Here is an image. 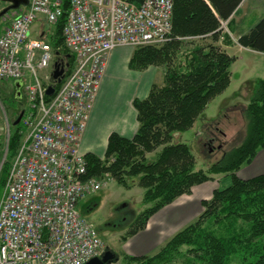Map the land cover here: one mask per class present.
Here are the masks:
<instances>
[{
  "label": "trees",
  "instance_id": "trees-1",
  "mask_svg": "<svg viewBox=\"0 0 264 264\" xmlns=\"http://www.w3.org/2000/svg\"><path fill=\"white\" fill-rule=\"evenodd\" d=\"M62 14L54 24L48 41L59 62L67 64L65 75L73 67L74 55L63 44L62 27L70 0H61ZM140 3L142 0H133ZM242 0H174L171 37L161 46H143L134 50L129 67L142 70L149 65H164V82L153 84L144 99H133L138 127L131 138L116 132L108 136L104 157L87 152V176L107 172L117 184L130 188L136 178L143 188L144 209L138 213L127 236L145 228L151 215L188 194L191 187L223 174L229 183L218 186L209 200H202L203 211L191 224L175 233L156 253L132 256L124 254L126 264H170L181 258L184 264H230L238 252L240 264H264V173L240 178L236 172L264 148V78H257L254 94L245 106L247 129L243 140L206 170L195 169L193 155L185 143H172L174 132H185L199 118L209 101L230 82V65L234 56L217 44V28L228 20ZM212 42L195 44L179 51L177 37ZM237 43L264 53V15ZM60 83L55 84V89ZM46 98H49L48 96ZM19 113L14 117V120ZM12 120V122L14 121ZM7 142L6 159L0 169V197L10 161L23 139L21 123L12 125ZM22 138V139H21ZM153 159L147 153L155 151ZM205 223V226L202 225ZM249 254L252 258H246Z\"/></svg>",
  "mask_w": 264,
  "mask_h": 264
},
{
  "label": "built area",
  "instance_id": "built-area-1",
  "mask_svg": "<svg viewBox=\"0 0 264 264\" xmlns=\"http://www.w3.org/2000/svg\"><path fill=\"white\" fill-rule=\"evenodd\" d=\"M173 4L70 0L62 37L74 65L51 96L48 76L39 74L51 48L29 34L39 16L55 24L62 1L28 0L0 31V80H18L25 92L23 139L0 197V264H84L102 255V241L77 205L106 179L87 176L81 136L110 51L168 41Z\"/></svg>",
  "mask_w": 264,
  "mask_h": 264
},
{
  "label": "rangeland",
  "instance_id": "rangeland-1",
  "mask_svg": "<svg viewBox=\"0 0 264 264\" xmlns=\"http://www.w3.org/2000/svg\"><path fill=\"white\" fill-rule=\"evenodd\" d=\"M4 5L0 1V9ZM8 15H11V13ZM263 15L264 0H246L240 5L233 17L226 21L222 20L218 24V40L227 46L229 51L236 53L239 57L233 67L237 68L240 72V78L236 79L229 88L227 86L228 90L225 91V88L224 92H221L222 94L220 93V95L215 96L209 101L189 130L173 133L171 142L187 144L194 158L195 169L206 170L211 164L223 158L224 154L231 148L240 144L245 136L247 117L244 110L254 94L256 87L255 80L257 78H264V53L257 54L250 50H241L237 44V37L244 30H248ZM205 36L202 39L177 37V39H181L178 42L179 51L182 52L198 43L207 44L212 42L210 35ZM169 37H171V33ZM161 45L156 44L153 46L159 47ZM134 50L133 48V52ZM253 57H257L259 60L252 61ZM49 65L47 69L39 72L42 79H47V76H50L52 62ZM160 67L161 73H165L166 67L164 65H160ZM232 71L233 74L235 72L238 73V71ZM20 90L22 99H24L25 92L22 87ZM14 92L10 82L5 80L0 81V163L5 152L7 136L10 134V122L20 112L22 106V102L16 99ZM212 139L213 142L209 143ZM159 150L160 147L153 152L147 153L145 157L151 160ZM260 171H262V166L258 160L253 158L250 162L242 164L238 173L241 176H252ZM93 177L100 178L101 180L106 179V184L80 200L77 209L93 225L98 238L102 241L103 250H111L118 256V260L113 264H126V260L123 257L124 252L122 251L125 240L122 237L128 235L127 233L131 230L130 226L136 215L145 207L143 188L138 186L136 178H130L129 182L132 180V187L125 188L117 184L114 178L107 172L103 176ZM212 177V180L217 183V187L227 185L230 180L228 177H224L223 174L212 175ZM198 216L189 224L193 223ZM202 225L205 226V223H202ZM261 241L263 244L264 237ZM160 248L152 249L147 254L152 255ZM240 255L243 256V253L236 252L232 254L230 264H240ZM246 258L252 257L247 254ZM170 264L184 263L181 258H177Z\"/></svg>",
  "mask_w": 264,
  "mask_h": 264
},
{
  "label": "crops",
  "instance_id": "crops-1",
  "mask_svg": "<svg viewBox=\"0 0 264 264\" xmlns=\"http://www.w3.org/2000/svg\"><path fill=\"white\" fill-rule=\"evenodd\" d=\"M245 1L242 0L240 5ZM26 6L27 4L23 5L20 10H25ZM3 25L1 19L0 31ZM52 28L53 26L47 25L42 17H38L32 24L30 37L47 42L53 33ZM246 31L247 29L244 30V32ZM217 44L228 55L235 57L230 65V83L227 87L229 88L236 79L240 78V72L233 67L239 57L236 53L229 51L220 40L217 41ZM238 47L241 50H250L239 44ZM132 54L133 47L120 46L111 50L107 56L87 124L81 136L80 149L84 153L90 152L102 159L111 132L131 138L138 127L137 111L133 106V99L146 98L153 84L160 86L164 82V73H161V67L158 65H150L142 70L129 68L128 62ZM258 60L257 57H253L252 61ZM232 70L238 71V73L233 74ZM227 88L225 91L228 90ZM254 158L262 166V171L257 174L264 173V148L259 149ZM239 171L240 169L236 175L240 178L257 175L241 176ZM216 184L212 179L195 184L188 194L178 196L173 202L151 215L144 229L127 237L123 242L122 251L124 254L143 256L148 255L147 253L152 249L162 247L171 235L187 226L203 211L201 201L211 198L213 190L217 188Z\"/></svg>",
  "mask_w": 264,
  "mask_h": 264
},
{
  "label": "water",
  "instance_id": "water-1",
  "mask_svg": "<svg viewBox=\"0 0 264 264\" xmlns=\"http://www.w3.org/2000/svg\"><path fill=\"white\" fill-rule=\"evenodd\" d=\"M4 2H8L9 4L7 6H5L3 9L0 10V17L3 16L4 14H6L9 10H13V9H17L19 6L21 5H26L28 3V0H1ZM65 66L62 63H59L58 61H55L53 63V71L51 74V77L54 81L56 82H60L63 75H64V69ZM15 89L19 90L20 88V82H15L14 83ZM54 92V86L53 85H48L46 88L45 93L48 96H51ZM20 93L19 91H17L16 97H19ZM23 111H21L19 113V115L16 117V119L12 122V125H16L20 122L21 116H22ZM7 150V148H6ZM4 152L2 161L0 163V168H1V164L6 156V151ZM117 257L115 255L114 252H112L111 250H105L104 253L100 256V257H93L91 259H89L87 262H85L84 264H109L113 261H116Z\"/></svg>",
  "mask_w": 264,
  "mask_h": 264
},
{
  "label": "bare ground",
  "instance_id": "bare-ground-1",
  "mask_svg": "<svg viewBox=\"0 0 264 264\" xmlns=\"http://www.w3.org/2000/svg\"><path fill=\"white\" fill-rule=\"evenodd\" d=\"M62 6H63V3H62ZM24 9V8H23ZM66 15V14H65ZM58 21V20H57ZM0 22H1V20H0ZM3 22V21H2ZM62 33V32H61ZM32 38V37H31ZM56 59V58H55ZM59 61V60H58ZM61 62V61H60ZM74 65V64H73ZM22 139V138H21ZM85 198V197H84Z\"/></svg>",
  "mask_w": 264,
  "mask_h": 264
},
{
  "label": "flooded vegetation",
  "instance_id": "flooded-vegetation-1",
  "mask_svg": "<svg viewBox=\"0 0 264 264\" xmlns=\"http://www.w3.org/2000/svg\"><path fill=\"white\" fill-rule=\"evenodd\" d=\"M15 90V88H13V91ZM213 142V139L209 142V143H212Z\"/></svg>",
  "mask_w": 264,
  "mask_h": 264
}]
</instances>
